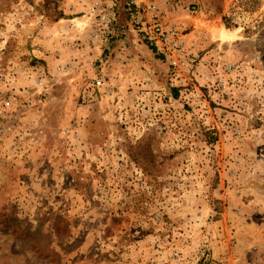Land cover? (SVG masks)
<instances>
[{
    "label": "rangeland",
    "instance_id": "1",
    "mask_svg": "<svg viewBox=\"0 0 264 264\" xmlns=\"http://www.w3.org/2000/svg\"><path fill=\"white\" fill-rule=\"evenodd\" d=\"M0 264H264V0H0Z\"/></svg>",
    "mask_w": 264,
    "mask_h": 264
},
{
    "label": "built area",
    "instance_id": "2",
    "mask_svg": "<svg viewBox=\"0 0 264 264\" xmlns=\"http://www.w3.org/2000/svg\"><path fill=\"white\" fill-rule=\"evenodd\" d=\"M151 10L155 11V7H152ZM151 20L152 23L142 25L141 30L144 33V37L151 43H154L157 47L159 44L164 43L171 49L175 48L177 43H174L173 39L176 29L172 26L168 29H164L162 24L157 20V14H153ZM101 82V79H97L95 81L96 86L101 85Z\"/></svg>",
    "mask_w": 264,
    "mask_h": 264
},
{
    "label": "trees",
    "instance_id": "3",
    "mask_svg": "<svg viewBox=\"0 0 264 264\" xmlns=\"http://www.w3.org/2000/svg\"><path fill=\"white\" fill-rule=\"evenodd\" d=\"M152 50L154 51V50H155V48L153 47V48H152Z\"/></svg>",
    "mask_w": 264,
    "mask_h": 264
}]
</instances>
